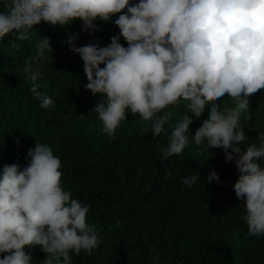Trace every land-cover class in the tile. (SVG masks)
I'll list each match as a JSON object with an SVG mask.
<instances>
[{"label": "clouds", "instance_id": "9594fccd", "mask_svg": "<svg viewBox=\"0 0 264 264\" xmlns=\"http://www.w3.org/2000/svg\"><path fill=\"white\" fill-rule=\"evenodd\" d=\"M4 7L0 38L14 31L19 40L28 39L41 21L65 26L79 18L81 31L91 32L98 28L95 20L118 14L119 34L107 45H77L79 33L65 41L83 60L84 87L103 97L90 111L102 122L101 131L114 136L130 111L150 121L154 137L168 135L171 109L183 101L187 110L161 148L164 160L190 141L221 147L239 173L232 187L245 200L247 231L264 234V133L258 144L241 147L247 139L241 117L250 95L264 89V0H5ZM35 49L23 70L41 107H48L53 98L38 91L46 87L38 78L51 54L50 38L42 36ZM225 93L234 106L220 104ZM205 106L206 115L189 134L187 122ZM25 158L26 165L6 163L0 170V264H33L26 245L46 253L42 264H72L73 254H91L103 237L88 222L89 205L63 187L59 156L50 144L35 140ZM198 176L193 170L180 179L191 185ZM205 180L222 183L214 169ZM158 256L149 264H161Z\"/></svg>", "mask_w": 264, "mask_h": 264}, {"label": "trees", "instance_id": "16d2710c", "mask_svg": "<svg viewBox=\"0 0 264 264\" xmlns=\"http://www.w3.org/2000/svg\"><path fill=\"white\" fill-rule=\"evenodd\" d=\"M4 5L0 0V11H6ZM115 15L95 20L98 28L91 32L81 31L77 18L65 26L41 21L26 40L14 31L0 38V170L6 163L26 165L27 149L35 140L50 144L62 162L63 187L89 205L88 222L103 237L91 254H73L72 264H149L157 253L161 264H177L178 259L181 264H264V234L247 231L245 200L232 187L239 173L234 161L225 160L222 148L206 149L204 143L190 141L166 160L162 156L172 126L187 110L183 101L171 109L168 135L154 137L150 121L130 111L114 136L101 131L102 122L90 111L103 97L84 87L83 60L65 41L69 33H79L77 45H107L120 31ZM45 35L51 54L38 78L46 87L38 91L54 103L41 107L23 64ZM120 43L127 46L123 36ZM218 100L234 106L227 93ZM249 100L241 117L247 137L242 149L258 144V134L264 133V89ZM206 113L205 106L187 122L189 134ZM213 169L222 183L205 180ZM193 170L199 176L191 185L183 183L180 177ZM25 251L33 264H42L46 256L39 245H26Z\"/></svg>", "mask_w": 264, "mask_h": 264}]
</instances>
